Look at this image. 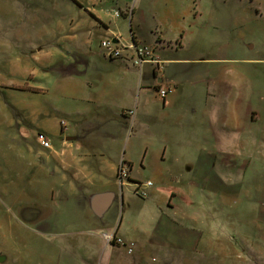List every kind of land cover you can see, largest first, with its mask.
<instances>
[{"label":"rangeland","instance_id":"1","mask_svg":"<svg viewBox=\"0 0 264 264\" xmlns=\"http://www.w3.org/2000/svg\"><path fill=\"white\" fill-rule=\"evenodd\" d=\"M131 11L191 72L169 104L102 51L111 34L135 44ZM38 134L102 148L85 159L117 161L94 168L105 188L75 180L58 198ZM0 264H264V0H0Z\"/></svg>","mask_w":264,"mask_h":264},{"label":"crops","instance_id":"2","mask_svg":"<svg viewBox=\"0 0 264 264\" xmlns=\"http://www.w3.org/2000/svg\"><path fill=\"white\" fill-rule=\"evenodd\" d=\"M95 15L98 16L99 20H102L95 11H94ZM128 14L124 13L123 16H128L131 26H133L135 28V30L131 29L130 31L132 32V39L133 42L135 44L137 43H142V44H146V45H152V44H159L158 46H154L155 48L153 49V55H155L154 60L156 61L155 63H153L152 65H155L156 68L161 65L164 64L165 65V69L163 71V75L161 76V78H150L148 74L146 73H142V65L143 64H150L151 62H145L143 63L141 66H134L131 64V55L129 54L127 55V57H124L122 59H120V61L126 66V71H132L130 68H128V66L133 67L134 69L139 68V72H136L137 75V81L135 80V90H137L139 93H145V92H152V89L154 88L156 91L159 88H172V92L165 98L163 99V102H165L166 104H169L171 101L175 100L177 97V92L179 87L184 83V78L188 77L191 72L189 70L183 69L179 66L174 65V60L172 58H164L162 56L163 51H165V41L160 40V38L158 39V43L157 42H153L149 41V37L147 36L146 30L145 28H141V23H139L140 19L137 18L136 13L131 12H127ZM117 14V15H116ZM115 18L118 19L120 17L121 14H119L118 12L115 11L114 13ZM141 22V21H140ZM101 26L104 30H108V27L101 21ZM140 27V28H139ZM152 28V27H151ZM151 30V29H149ZM111 37L108 38L110 40H118L119 37L115 36L114 34L110 35ZM106 40V39H105ZM153 48V47H152ZM172 51L174 48H172V45L170 44L169 46H167V49H169ZM104 52V50H102ZM175 51V50H174ZM104 55L106 56L105 52ZM109 58V57H108ZM111 59V58H109ZM111 60H115V59H111ZM113 63H117V62H113ZM121 65V64H120ZM124 67V66H123ZM137 67V68H135ZM170 70L169 74L167 73V70ZM172 71V72H171ZM71 89V86H69ZM68 87V88H69ZM99 93L101 97H105V98H118L121 100V102L123 103L124 101L128 100V95H125L123 92L118 91L117 89H115L113 86H110L108 84L105 85H101L99 86ZM156 95V93H154ZM126 110V109H123ZM129 112H132V114H129ZM129 114V115H128ZM121 115L124 116V118L126 115L127 116H131L130 118L132 120L135 119L136 117V112L135 110H128L126 113L124 111L121 112ZM61 146L63 147L60 151H55V149H53L52 147L49 148V150H51L52 152V157H54L56 160H58L57 162V169L54 168L53 169V177L58 175L60 177V181L59 183L53 182L52 184V192H55L58 194V198H63L64 195L66 196V194L69 192V190L71 189H76V183L75 180H80V181H88L93 187L99 186L100 189H104L105 188V181L103 180L102 177H97L94 174V168H99L101 166H110L111 169H113L116 164L117 161L113 162H107L105 161H101V162H95L93 160V162H88L86 161V156L89 155L90 153L92 154V156H99L100 158H102L104 156L103 153V149L99 148L96 146H92V145H88L87 142H85L83 140V138H74V139H69L66 138L65 140L61 141ZM87 153H82L80 154L79 152H81L82 150H87ZM84 154V155H83ZM67 156V157H65ZM72 163H75V171L71 174L70 170H71V165ZM69 172V173H68ZM65 182H67V185L65 186ZM77 190V189H76ZM105 193V192H104ZM107 195V194H106ZM65 198V197H64ZM95 198V197H94ZM92 198V199H94ZM90 201V203H88V207L85 205L84 207H87V211L89 210L91 214H89L87 216V220H96L99 218L98 215L94 214V208H93V204H92V200ZM62 200V199H61ZM113 202L111 201L108 205H106V207H104L103 211L100 212L99 216L100 218H103L107 215V213L109 212L111 206H112ZM84 210V208L82 209ZM80 212V210H79ZM80 218V216H79ZM63 221V220H62ZM81 223H86V219L84 218H80V220H78ZM83 221V222H82ZM43 226H45V221L42 223ZM45 224V225H44ZM52 225H55V223H53ZM51 225V226H52ZM112 234H105L104 237L107 238L108 236H110ZM107 240V239H106ZM108 242V241H107Z\"/></svg>","mask_w":264,"mask_h":264},{"label":"built area","instance_id":"3","mask_svg":"<svg viewBox=\"0 0 264 264\" xmlns=\"http://www.w3.org/2000/svg\"><path fill=\"white\" fill-rule=\"evenodd\" d=\"M101 47L104 50L107 57L111 59H122L124 58V56H122L123 51L127 49H133L134 53L131 55L130 59H131L132 65L134 66H141L145 62H151V63L156 62L153 57V48L145 44H141V45L134 44V45H129L128 47L121 46L120 48L118 40H110V39L108 40L107 39L101 42ZM148 57H151V58H148ZM172 90H173L172 88H166V87L159 88L157 90V93L160 96V98L165 99L172 92ZM129 114H132V112H129ZM37 139L42 147L50 148V144L44 134H38ZM118 175L121 178H125L127 177V172L121 169ZM142 195H145V193H143ZM115 238H116V235L112 234L107 237V241L110 242L112 239H115ZM116 241L118 243H121L124 246L127 245L126 243H123L118 238L116 239ZM129 245L130 246H128V252H131V247L133 246V244L130 243Z\"/></svg>","mask_w":264,"mask_h":264}]
</instances>
